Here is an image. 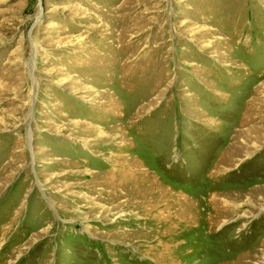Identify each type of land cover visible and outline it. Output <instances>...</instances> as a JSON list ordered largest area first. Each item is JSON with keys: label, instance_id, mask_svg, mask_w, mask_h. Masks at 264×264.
<instances>
[{"label": "rangeland", "instance_id": "obj_1", "mask_svg": "<svg viewBox=\"0 0 264 264\" xmlns=\"http://www.w3.org/2000/svg\"><path fill=\"white\" fill-rule=\"evenodd\" d=\"M0 264H264V0H0Z\"/></svg>", "mask_w": 264, "mask_h": 264}, {"label": "bare ground", "instance_id": "obj_2", "mask_svg": "<svg viewBox=\"0 0 264 264\" xmlns=\"http://www.w3.org/2000/svg\"><path fill=\"white\" fill-rule=\"evenodd\" d=\"M125 169V168H124ZM118 170H112V174L114 175L115 174V172H117ZM127 171V170H126ZM129 172V171H128ZM125 176H127L128 177V175H127V173L125 172ZM111 175V174H110ZM116 176V175H115ZM119 176V175H118ZM117 176V177H118ZM113 177V176H112ZM117 177H114L113 179H111L112 181H104V182H102L101 184H104V185H107V186H109V188H110V190L111 191H115L116 193H117V191L118 190H120L119 192V194H118V196L120 197V196H125V197H128V198H130L132 195L133 196H136V197H138L139 199H140V201L139 202H143L144 200H146V196L148 195L147 193H149V191H148V187H147V189L146 188H144V190H142V188L140 189V187H138L139 185L138 184H136L135 186V188H136V192L135 193H133L132 192V189H128V187L127 186H129V183H128V179H126V180H119V179H117ZM132 177V176H131ZM109 178H110V176H109ZM146 183L147 181L144 179V178H142L141 179V183ZM131 183V182H130ZM130 187H131V184H130ZM133 188V187H132ZM146 189V190H145ZM146 191H147V193H146ZM100 194H102L101 192H100ZM132 196V197H133Z\"/></svg>", "mask_w": 264, "mask_h": 264}]
</instances>
